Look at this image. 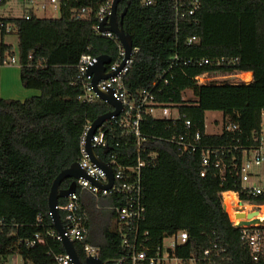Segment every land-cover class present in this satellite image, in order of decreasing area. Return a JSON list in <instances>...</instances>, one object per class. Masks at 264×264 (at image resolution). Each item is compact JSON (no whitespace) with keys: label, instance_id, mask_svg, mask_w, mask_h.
Here are the masks:
<instances>
[{"label":"trees","instance_id":"1","mask_svg":"<svg viewBox=\"0 0 264 264\" xmlns=\"http://www.w3.org/2000/svg\"><path fill=\"white\" fill-rule=\"evenodd\" d=\"M126 6L127 1L120 2L119 13ZM15 23L21 84L40 93L25 100L0 96V264H8L12 256L20 257L22 264H54V256L65 249L62 241L51 235L55 229L48 202L51 187L60 172L78 162L85 124L111 108L101 100L87 104L78 99L82 89L73 83L76 65L84 53L108 55L114 61L118 43L96 35L93 19L76 20L69 14L17 19ZM123 27L139 49L124 78L129 93L136 95L151 87L178 53L193 61L177 65L169 83H160L158 98L185 113L193 130L201 131L203 143L219 145L231 138L206 132L208 111L233 114L244 133L260 125L264 109V0H202L194 19L178 23L171 0H157L152 6L131 0ZM9 48L12 46L0 44V56ZM222 56L238 58V62L234 66L197 63ZM206 71H251L254 79L250 83L198 84L194 77ZM185 90H191L195 99L185 98ZM140 129L147 136L140 155L158 152L156 163L142 169L146 215L141 232H149L147 244L154 248L166 237L186 230L189 238L177 247L179 256L217 246L222 252L218 264H264V255L252 259L248 244L241 239L242 228L233 225L223 208L219 194L233 186L221 185L213 171L202 177L200 153H177L167 140L184 130L183 122L174 125L170 120L149 117L141 121ZM135 142L136 136L120 132L108 140L110 152L124 165L136 161ZM99 152L103 157L109 154ZM72 180L65 178L60 187H69ZM66 201L67 197L59 198L60 205ZM81 202L89 215L86 242L99 248L101 260L117 264L124 250L115 207L123 204L122 196L102 197L83 191ZM59 212L63 219L64 211ZM259 229L264 231V226ZM37 233L43 242L27 244ZM75 247L84 260L82 244Z\"/></svg>","mask_w":264,"mask_h":264},{"label":"built area","instance_id":"2","mask_svg":"<svg viewBox=\"0 0 264 264\" xmlns=\"http://www.w3.org/2000/svg\"><path fill=\"white\" fill-rule=\"evenodd\" d=\"M114 1L0 0V34L2 37L8 34L16 35L15 21L17 19H44L47 17L39 16L40 13H56L59 15L57 18L63 14H69L71 18L76 20L93 19L92 30L96 35L113 39L118 43L115 60L106 64V71L116 72L115 75L101 79L95 86L94 75L89 74V70L98 63V56L84 53L76 65L77 73L73 81L82 89L78 99L83 103L93 104L98 100L108 103L99 96L97 87L101 91H111L113 97L122 105L120 113L104 121L91 139L92 147L97 156L111 167L113 183L108 187L110 183L108 173L92 160L87 146V136L92 122L88 121L80 139L78 163L90 178L80 177L76 179L75 192L68 195L64 204H58V209L64 211V218L62 219L64 232L59 233L55 228L51 235L60 241L66 237L75 245L81 243L86 257L91 255L99 257V248L86 242L89 232V215L81 202V192L88 191L102 197L118 195L122 196L124 200L122 205L115 207L124 253L116 260L117 264H171L172 261L179 264H218L220 262L222 252L217 250V246L206 248L198 254L179 256L176 253L177 247L185 244L189 238V233L186 230H180L169 236L170 243L168 245H165L163 241L162 244L154 248L147 244L149 232H141V223L145 220L146 215L142 169L154 165L158 158V152L149 153L146 157L140 155L143 150V143L147 139V136L140 129V123L142 120L151 117L170 120L174 125L182 121L184 130L174 133L167 139L174 146L175 151L180 154L199 152L202 164L200 175L204 177L213 171L219 177L221 185L233 186L230 189H223L219 196L222 204L227 208L226 212L233 225L242 228L241 239L248 244L252 259L259 260L264 255V231L259 229L260 226H264V109L261 112L260 125L249 133H244L233 114L222 113L220 132L216 134L229 135L231 138L219 145L203 143L202 133L199 129L193 130L191 119L185 113H181L178 107H172L161 102L158 98V94L162 92L161 84L169 83L174 77L177 65L180 63L189 65L193 61L189 58L182 59L178 53L174 54L168 67L159 76V79L152 82L151 87L142 89L136 95L129 93L125 87L124 78L139 49L133 46L129 58L125 59L126 50L117 35L111 30H101V23L108 19L112 13ZM141 2L144 6H152L157 0H141ZM171 2L177 23L187 18L194 19L202 7V0H171ZM194 38H190L189 43ZM6 45L11 46V44ZM11 49H6L0 56V67L21 65L18 53L16 55ZM237 62L238 58L226 56L206 57L197 61L200 65L213 63L227 66H234ZM233 78H238V81L233 83L251 82L244 77L243 72L214 74L206 71L194 77L198 84H208L218 79L232 83L230 79ZM113 110L114 107L111 105L109 111ZM173 110L178 112L176 117L172 115ZM118 132L122 135L132 134L136 136L135 147L138 155L132 164L120 163L116 154L110 152L109 136H114ZM106 149L107 151H105ZM99 150L109 154L103 157ZM233 208L244 212L246 217L234 219L231 214ZM254 212L257 214L253 216V219H259V223L240 226V222L242 220L249 221L248 214ZM37 220L40 221L41 218L38 217ZM1 226H3L2 221H0ZM37 242H43L38 233L34 239L28 240L26 243L33 246ZM54 264L76 263L64 251L54 256ZM103 264L107 263L103 261Z\"/></svg>","mask_w":264,"mask_h":264},{"label":"water","instance_id":"3","mask_svg":"<svg viewBox=\"0 0 264 264\" xmlns=\"http://www.w3.org/2000/svg\"><path fill=\"white\" fill-rule=\"evenodd\" d=\"M122 1H127V6L123 9V11L121 13H119L118 5ZM130 2H131V0H115L111 15L108 17V19L104 20L101 23L102 24V28H101L102 31H105V30L113 31L117 35V37L119 38V41L123 44V46L125 47V50H126V58L125 59L129 58L132 47H133V41H132L131 35L128 34L123 27V18L125 16V14L127 13L128 5L130 4ZM107 23H108V25H106ZM98 60H99L98 63L92 69L89 70V74L94 75L93 81H94L95 86L97 85V83L101 79H107L108 77L115 75V73H116V72L112 73V72L106 71V64L110 63V61H111V58L108 55H100V56H98ZM124 62H125V60L123 61L122 65L124 64ZM96 90H97L99 96L103 100H106L110 105H112L114 107V110L108 111V112L100 115L91 123V128H90V130L88 132V136H87V146H88V150L91 154L92 160L95 163H97L99 166H101L103 169H105L106 172L108 173L109 178H110V183H109L108 187H110L113 183L112 169L109 165L104 163L97 156L96 152L94 151V149L92 147L91 139H92L93 135L95 134L96 130L98 129V127L101 126V124L104 121L109 119L111 116L117 115L120 113L122 105L116 98L113 97V94L111 91L110 92L101 91L97 87H96ZM105 151H107V149ZM80 177L90 178L86 174V172L80 167V164L78 162H76L71 167L60 172L59 175L54 180L53 185L51 187V191L49 194V200H48L49 212H50V215L52 217L54 227L56 228V230L59 233L64 232V226H63L62 218L60 216V212H59V209L57 207L59 204V198L68 197L69 194L75 192L76 186H77L76 179H78ZM65 178H72L73 180H72L71 184L69 185V187L61 188L60 187L61 182ZM100 186L103 187L102 185H100ZM223 208L225 211L227 210L225 205H223ZM231 214H232L234 219H237V218L243 219L246 217L244 212L238 211L235 208H233L231 210ZM256 214L257 213H255V212L248 214L247 217L249 218V221L242 220L240 222V226L252 225L255 223H259V219H253V216ZM62 244H63V247L65 249V252L73 258V260L76 264H103V260H101L98 256H93V255L87 256L85 258V260H82L77 249H76V247H75V244L72 243L66 237L63 238Z\"/></svg>","mask_w":264,"mask_h":264},{"label":"rangeland","instance_id":"4","mask_svg":"<svg viewBox=\"0 0 264 264\" xmlns=\"http://www.w3.org/2000/svg\"><path fill=\"white\" fill-rule=\"evenodd\" d=\"M39 16L47 17V18L59 17V15L56 13H54V14L53 13H45V14L40 13ZM2 43L3 44H11L12 51H14L17 55V53H18V37L16 35L8 34V35H4V37H2L0 34V44H2ZM0 71H1V74L4 75V78H3V93H4V95H13L14 86H15V84L13 82V80L15 79V73L14 72L18 71V67L17 66H14V67L4 66V67H1ZM230 81L236 82V81H238V78L230 79ZM215 82L221 83L223 81L221 79H218ZM21 88H23L22 90L28 89V88H25L23 86ZM29 90H33L36 93L38 92L37 89H33V88H31ZM183 96L185 98L191 97V98L195 99V95H193L191 90H189V91L185 90L183 93ZM5 97H8V96H5ZM172 115L176 117L178 115V112L176 110H173ZM222 119H223L222 112H220V111H208L206 113V116H205L206 132L210 133V134L220 132ZM169 243H170V238L166 237L164 239V244L168 245ZM8 264H22V260L18 256H12L8 259ZM171 264H179V263L176 261H172Z\"/></svg>","mask_w":264,"mask_h":264},{"label":"crops","instance_id":"5","mask_svg":"<svg viewBox=\"0 0 264 264\" xmlns=\"http://www.w3.org/2000/svg\"><path fill=\"white\" fill-rule=\"evenodd\" d=\"M4 66H10V67L17 66L18 67V71L14 72L15 73V79L13 80V82H14L15 86H14L13 95H4V93H3V78H4V75H2L1 71H0V96L1 97L25 100L28 97H31L33 95H38L40 93L39 90H37L38 91L37 93L35 91L29 90V89L22 90L23 88H21V87L23 85L21 84V76H20L21 67L19 65H4ZM4 66H1V67H4ZM1 67H0V70H1ZM243 73L244 74L245 73H251V78L249 80L252 81L254 79L253 72L249 71V72H243ZM5 96H8V97H5Z\"/></svg>","mask_w":264,"mask_h":264},{"label":"bare ground","instance_id":"6","mask_svg":"<svg viewBox=\"0 0 264 264\" xmlns=\"http://www.w3.org/2000/svg\"><path fill=\"white\" fill-rule=\"evenodd\" d=\"M244 77H245L247 80H249V79L251 78V74H250V73H245V74H244Z\"/></svg>","mask_w":264,"mask_h":264}]
</instances>
